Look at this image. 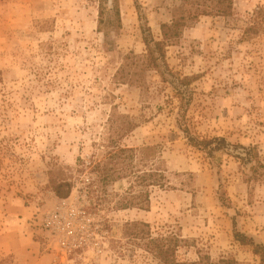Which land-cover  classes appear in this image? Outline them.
Here are the masks:
<instances>
[{
	"label": "rangeland",
	"instance_id": "374dc122",
	"mask_svg": "<svg viewBox=\"0 0 264 264\" xmlns=\"http://www.w3.org/2000/svg\"><path fill=\"white\" fill-rule=\"evenodd\" d=\"M222 1L0 0V264H134L118 254L132 221L179 231L183 260L199 250L262 264L234 241L233 222L264 245V179L234 158L256 152L264 166V0H231L227 17ZM100 3L111 24L102 29ZM179 17L186 27L166 61L192 78V131L226 140L215 162L177 129L179 100L157 72H136L132 84L115 77L126 56L144 55L145 25L160 41L161 25ZM124 116L135 128L122 146H157L169 188H149L148 211L122 209L137 194L128 180L98 198L78 184L58 199L48 172L87 159Z\"/></svg>",
	"mask_w": 264,
	"mask_h": 264
},
{
	"label": "trees",
	"instance_id": "16d2710c",
	"mask_svg": "<svg viewBox=\"0 0 264 264\" xmlns=\"http://www.w3.org/2000/svg\"><path fill=\"white\" fill-rule=\"evenodd\" d=\"M224 1H229L227 8L218 9L217 13L219 16L227 17L230 15L231 0H223L222 2ZM98 9L100 29L106 24L111 25L105 20V10L102 3L99 4ZM190 16L196 17V15ZM115 17V22H118V11H115ZM140 18L142 17L140 16ZM185 27L184 17L176 18L169 24H162V38L160 41H156L152 37L149 27L145 25L142 29V40L145 45L144 55L126 56L125 62L120 66L115 77L118 83L123 80L125 83L132 84L136 72L141 74L140 76L148 71L157 72L163 82L172 86L174 94L179 100L177 129L189 146L202 152L210 162H215L216 153L226 152V140L221 137L201 136L192 131L186 118L191 102V94L188 92L192 78L176 76L169 69L166 61V48L177 42ZM247 30H251V27H247L245 31ZM129 66L135 69L131 71ZM136 69L138 70L136 71ZM123 119L124 125L116 130V135L111 133L103 144L94 143L95 150L87 159L78 157L75 167L55 166L48 172L49 184L58 199L69 198L78 184L83 185L84 188L80 191L85 193L88 198H98V195L103 191L106 192L110 185L128 180V192L135 191L137 194L133 195L131 199L133 201L129 205H123L122 209L135 207L148 211L150 205L149 188H169V182L166 179L167 170L157 146H143L141 148L122 146L119 141L120 138L135 128V124L128 117L124 116ZM239 147L245 150V147ZM234 158L238 159L243 166L250 165L249 170L254 172L256 178L264 179V173L261 171L264 166L259 162L256 152L253 157L245 158L237 155ZM122 236L125 246L122 251H118V254L122 257H131L134 264H240L233 258H221L214 262L208 255L199 250L196 251L197 258L194 260L180 259L178 251L185 246L187 241L182 238L179 231L160 229L154 233L152 226L143 221L125 223ZM233 238L239 245L249 248L251 253L258 256L260 262L264 264V245L256 243L252 237L239 232L235 221L233 222ZM136 250L139 251L137 260L133 258V253ZM128 253L131 255H127Z\"/></svg>",
	"mask_w": 264,
	"mask_h": 264
}]
</instances>
